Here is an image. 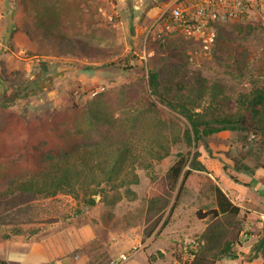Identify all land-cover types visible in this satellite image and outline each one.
<instances>
[{"label": "rangeland", "instance_id": "374dc122", "mask_svg": "<svg viewBox=\"0 0 264 264\" xmlns=\"http://www.w3.org/2000/svg\"><path fill=\"white\" fill-rule=\"evenodd\" d=\"M173 1L146 0L137 9L135 5L143 0H94L93 6L83 5L86 0H0V189L7 186L3 181L8 177L40 172L44 152L62 146L69 131L79 142L92 139L89 131L94 125L88 108L96 110L101 105L114 113L113 132L124 135L114 142L93 144L87 153L70 158L82 170L78 194L98 196L92 210L46 226L39 235L31 233L34 228L16 235L15 226L0 227V256L12 257L11 264H41L37 260L45 255L56 262L66 247L70 254L66 263L78 252L73 256L76 264H185L191 258L182 244H198L206 233L209 238L202 246L218 248L236 225H242L244 245L264 232L259 212L264 211V152L253 150L242 133L231 129L188 144L184 140L188 119L149 85V71L160 68L171 75L167 82L172 95L180 93L175 81L185 89L197 74L210 85L224 84L228 93L250 91L257 78L252 72L264 62L263 12L255 9L249 19L219 23L217 37L223 38L208 51L194 36L167 29ZM153 4L159 6L156 13L145 19ZM136 13L142 16L140 21ZM96 48L106 53L95 52ZM4 90L19 96L9 103ZM218 106L212 108L218 110ZM124 144L130 153L119 172L109 178L102 167ZM93 146L99 150L92 151ZM196 150L209 169L204 173L241 204V215L220 217L217 223L210 216L203 218L199 213L214 208V199L194 180L169 224L148 234L153 192L164 191V176L180 152ZM85 162L88 167L82 165ZM74 195L62 193L54 203L72 213ZM175 200L176 193L165 218ZM87 224L94 225L100 240L72 249L79 239L77 229ZM30 245L36 254L27 261L25 251ZM134 250L130 259L121 260L123 252ZM177 254L183 255L184 262L177 260ZM217 264L241 261L225 258Z\"/></svg>", "mask_w": 264, "mask_h": 264}, {"label": "trees", "instance_id": "16d2710c", "mask_svg": "<svg viewBox=\"0 0 264 264\" xmlns=\"http://www.w3.org/2000/svg\"><path fill=\"white\" fill-rule=\"evenodd\" d=\"M221 38L223 36L219 35L216 42H220ZM95 52L106 53L99 48H96ZM263 72L264 62L252 72L258 78L254 79L252 89L233 94L226 92L224 84L210 85L205 77L197 74L194 80L188 82L185 89H181L183 85L180 81H175L173 85L178 87L177 92L180 91V93L172 95L168 88L170 82H167L169 79L172 80L171 75L168 70L160 68L149 71V85L155 95L188 119L189 125L184 132V140L188 144L192 145L196 140L210 136L215 132L231 129L242 133L245 141L252 146L253 150L264 152V79H261ZM162 86H165V90L162 89ZM2 95L9 103L14 102L19 96L17 92L9 93L8 90L2 91ZM217 103L219 109L215 110L212 105ZM88 109L94 125V129L89 131L94 136L91 137L92 139L85 138L79 142L78 139H73L72 132L69 131L64 136L62 146L44 152L43 163L45 165H40V172L30 176L24 175L21 178L8 177L4 179L3 182H7V186L0 189V227L15 226V234L24 233L26 228H34L32 234L46 232L44 229L46 226L80 217L97 205L98 201L95 195L83 198L78 194L76 186L80 183L79 176L82 170L79 168V164L70 163V158L76 153H87L89 146L93 144L97 146L103 141L114 142L124 135L120 131L113 132L117 123L114 113L101 105L96 110ZM96 146H93L91 150L98 151ZM128 153H130V147L127 144L114 150L111 154L113 158H110V164L102 167L109 178H113L119 172ZM200 156L199 150L194 151L193 154L191 151L178 154L177 159L164 176V191H154L151 196L148 210V219L151 224L148 234H152L158 227L162 229L169 224L179 201L189 193L194 180H197L201 186H205L212 193L214 199V208L206 214L199 213L203 218L210 216L213 220H217V223L220 217L237 218L241 215L242 206L236 203L213 177L204 173L209 172V169ZM82 165L88 167L87 162ZM261 165L264 167V162ZM231 177L240 182L238 177L234 175ZM103 192L106 194V191ZM62 193L75 194L76 206L72 213L54 203ZM174 193H176V200L171 206L170 214L165 218ZM49 200H53L52 203ZM37 224L39 225L35 228L34 226ZM211 228L209 225L207 230L210 231ZM242 232V225H236L230 237L218 247L220 248L219 253L215 252V249L218 248L214 246L209 245V248L202 246L206 238H209L207 233L205 237L198 239V244H182V249L191 258L185 264H216L218 260L226 257L238 258L239 255L234 247L243 244ZM261 252H264V232L259 233L258 242L253 246L249 258L255 259ZM176 258L179 262H184L183 255L177 254ZM0 264H9V262L0 258Z\"/></svg>", "mask_w": 264, "mask_h": 264}, {"label": "built area", "instance_id": "2783aa9c", "mask_svg": "<svg viewBox=\"0 0 264 264\" xmlns=\"http://www.w3.org/2000/svg\"><path fill=\"white\" fill-rule=\"evenodd\" d=\"M259 9L263 12L264 0H181L171 8L172 23L167 29H178L194 36L210 51L217 39V25L228 20L249 19ZM136 250L120 255L126 261Z\"/></svg>", "mask_w": 264, "mask_h": 264}, {"label": "crops", "instance_id": "0c3cea01", "mask_svg": "<svg viewBox=\"0 0 264 264\" xmlns=\"http://www.w3.org/2000/svg\"><path fill=\"white\" fill-rule=\"evenodd\" d=\"M103 1H106V0H103ZM180 3L181 2V0H174L173 1V3H172V5L173 4H176V3ZM93 3H95L94 2V0H86V2H84L83 3V5H85V6H93L92 4ZM103 3V2H102ZM144 3H146V0H143V2H141L140 4H137V5H135L136 6V8L138 9V8H141L142 7V5H144ZM158 7L159 6H157L156 4H153V5H150V7H148L149 8V10H147V12H146V14H145V19H148L149 18V16H153L155 13H156V11H157V9H158ZM102 9V8H101ZM136 15L137 16H135V18H136V21H140L141 20V15H139V14H137L136 13ZM139 25H140V28H141V24L139 23ZM3 28V26H1V29ZM238 186V185H237ZM231 196V195H230ZM97 199V198H96ZM233 200H234V198H232ZM98 200V199H97ZM237 203V202H236ZM238 204L239 205H241L239 202H238ZM257 210H255V212H256ZM261 211V213H262V217L264 218V211L263 210H260L259 209V212ZM258 212V211H257ZM57 224V223H56ZM54 225V224H53ZM72 232V231H71ZM44 232H41V233H38V234H36V235H39V234H43ZM77 234L79 235V239L77 238V241L75 242V245L74 246H72V249L73 248H75V247H78V248H80L81 246H84L82 243L83 242H90V243H92V242H95V241H98V240H100V238L97 236V235H99V233H98V231H97V229H95V227H94V225H92V224H87V225H84V226H82V227H80L79 228V230L77 229ZM16 235H19V234H16ZM259 237V236H258ZM258 237H257V239H256V241H254V242H251V243H249L248 245H244V243L242 244V245H237V246H235L236 248H238L239 250H242L244 253H246V255H248V258L246 259V257H245V255L244 254H240V253H238L235 249V251L238 253V255H239V257L238 258H236V259H234V260H240L241 261V264H256V262L258 261V262H261L260 264H264V252H261L260 253V255L257 257V258H255V259H250L249 257H250V254L252 253V248H253V246L258 242ZM243 241V240H242ZM86 243V244H87ZM85 244V243H84ZM31 246L32 245H30L29 246V248H28V250L27 251H25V253L26 254H28V256L29 257H27V261L28 260H31L34 256H35V249H34V247L32 246V248H31ZM234 247V248H235ZM32 249V250H31ZM29 251V252H28ZM68 247H66L65 249H63V251L61 252V253H59V254H61V256H60V258H56V262H54L52 259L50 260V261H48L49 260V257L50 256H42L43 258L40 260V258H38V260H37V262L39 261L41 264H49V263H52V264H76V262H75V259H74V255H75V257L76 256H78L79 254H77V253H74V255L73 256H71V260H68L69 262L68 263H66L65 262V258L68 256V255H70L69 253H68ZM32 255V257L30 258V256ZM40 254L39 253H37V256H39ZM53 255V254H52ZM52 257V256H51ZM56 257V256H55ZM55 257L53 256V259H55ZM0 258H2V259H5V260H7L8 262H9V264H11V258L12 257H10V258H4V257H1L0 256ZM30 258V259H29ZM23 260H25V258H22ZM223 259H225V258H223ZM223 259H220V260H218L217 261V263L219 262V261H221V260H223ZM226 259H232V258H229V257H226ZM11 261V262H10ZM216 263V264H217ZM152 264V263H151Z\"/></svg>", "mask_w": 264, "mask_h": 264}, {"label": "water", "instance_id": "95a60500", "mask_svg": "<svg viewBox=\"0 0 264 264\" xmlns=\"http://www.w3.org/2000/svg\"><path fill=\"white\" fill-rule=\"evenodd\" d=\"M96 198L98 199V196H96Z\"/></svg>", "mask_w": 264, "mask_h": 264}]
</instances>
